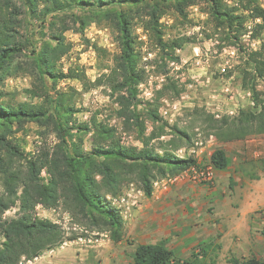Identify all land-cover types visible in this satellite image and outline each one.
I'll use <instances>...</instances> for the list:
<instances>
[{"label":"trees","instance_id":"obj_1","mask_svg":"<svg viewBox=\"0 0 264 264\" xmlns=\"http://www.w3.org/2000/svg\"><path fill=\"white\" fill-rule=\"evenodd\" d=\"M18 1L21 4H17ZM191 7L201 9L213 34L221 35L227 45L239 47L240 39L247 32V21L253 23L250 38L264 32V8L260 0H0V75L8 73L16 58L25 56V46L19 37L23 12L43 24L47 17L57 19V16L69 15L81 30L91 22H105L118 49L108 72L93 83L86 81L84 73L76 67L69 68L65 74L56 71L55 63L68 52L62 32L49 34L54 45L44 41L39 49L31 47L27 52L32 57L31 74L40 84V91L32 94L43 101L40 105L0 103V186L4 188V193L0 192V264H18L22 258L32 260L62 242L57 225L34 216L36 205L53 209L61 206L75 220L98 232H106L110 241L118 243L124 234L123 219L106 196L116 195L125 183L136 182L150 197L155 180L178 174L196 164L192 158L180 159L175 155L176 150L183 147V139L189 141V137L174 126L167 132V123L158 114L159 97L167 92L179 95L175 82L165 84L156 92L155 102L147 103L143 109L154 125L148 134L143 111L136 109L137 85L145 80V72L138 67L140 53L136 49L135 26L147 35L158 52L157 59L175 60L173 53L181 48V41L165 40L160 20L172 14L181 24L189 23ZM245 54L241 87L250 91L253 109H241L237 117L231 119L215 120L206 116L211 133L223 143L264 136V101L259 99L261 95L264 97V44ZM46 79L51 81L50 87ZM66 79L80 82L85 92L104 87L115 95L120 105L117 116L126 130L136 132L140 148L122 145L115 130L95 116L90 122L74 124L77 110L73 106V95L56 89L57 83ZM258 83L263 91L257 90ZM25 123H34L55 134L58 142L52 153L41 152L30 160L25 157L20 146L10 138L12 127L15 125L18 132ZM87 134H90L91 145L84 153L82 144ZM166 135L171 137L160 143V147L152 144ZM20 161L26 169L17 168L16 163ZM210 163L217 171L231 165L220 148L212 151ZM42 170L46 173L45 179L40 176ZM232 187L230 177L229 188ZM13 206H18L17 217L2 220L4 212ZM208 249L199 245L198 253L181 261L161 244H137L129 264H215L207 258ZM230 263L264 264V259L231 258Z\"/></svg>","mask_w":264,"mask_h":264},{"label":"rangeland","instance_id":"obj_2","mask_svg":"<svg viewBox=\"0 0 264 264\" xmlns=\"http://www.w3.org/2000/svg\"><path fill=\"white\" fill-rule=\"evenodd\" d=\"M17 4L21 2L18 1ZM260 4L264 8V0H260ZM75 14L79 12L75 11ZM57 17L59 18L47 17L43 24L39 19L29 17L23 12L20 17L22 24L19 28V37L26 53L25 56L15 59L8 73L0 75L2 93L0 103L42 104V98L32 94L40 91L38 89L40 84L31 74L33 63L28 53L31 47L39 49L40 45L42 46L41 42L44 41L54 45L55 41L49 34L56 35L62 32L64 44L68 48V52L55 63L56 71L65 74L69 68L76 67L84 73L86 81L93 83L112 66L113 56L118 53V49L113 34L105 22H91L81 30L69 15ZM188 20L189 23L181 24L172 14L165 15L160 20L164 39L181 41V48L173 53L175 60H168L167 57L157 59L158 52L153 44L145 32L139 26H135L136 49L140 53L138 67L145 72V80L137 85L136 109L143 111L147 103L155 102L157 91L168 82H175L180 89L179 95L167 92L157 100L159 117L167 123L166 131L169 132L174 126L186 133L189 137V141L183 139V147L186 149L193 146L197 140L202 141L206 148L203 154L197 157L203 159L202 161H208L213 150L223 149L231 161L229 168L224 171L216 170L215 180L211 185L181 182L170 186L165 192L154 189L150 197L144 194L136 182L123 184L116 195L106 196L107 201L119 210L123 219L124 234L118 243L110 241L106 232H98L75 220L61 206L53 209L38 204L34 209V216L57 225L62 233V242L43 251L32 260L22 258L18 264H129L135 244L138 243L137 229L145 211L149 210L151 205L155 203L192 205L195 214H201L203 209L202 212H206V215H213L215 190H219L225 199L230 191L228 185L230 177L233 178L234 187L242 188H248L259 177H264V136L256 135L243 141L223 143L215 139L206 118L210 115L215 120L223 117L231 119L237 116H229L226 114L227 111L236 107L239 110L253 109L250 91L241 87V70L246 60L245 53L256 51L264 44V32L256 38H250L248 35L249 31H252L253 23L247 21L245 24L247 32L240 39L239 47L230 46L221 40V35L213 34L210 25L206 24V16L199 7L189 8ZM65 28L67 29L63 31ZM46 85L50 87L51 81L46 79ZM139 85L143 87L140 88ZM56 89L73 95V106L77 110L73 116L74 124L90 122V118L95 116L115 130L122 145L140 148L136 132L126 130L121 118L117 116L119 102L107 88L97 87L85 92L80 82L66 79L60 80ZM257 90L263 91L259 83ZM144 92L151 94L149 100H145ZM182 96L188 98L182 102ZM259 99L264 101L262 95ZM164 101L179 102L180 110L173 117L163 118L160 110ZM142 119L145 120L148 134L154 125L145 116L144 111ZM22 127V130L15 132L14 125L10 138L20 146L28 160L37 157L41 152L52 153L58 142L55 134L42 130L34 123H25ZM170 137L163 136L152 141V144L160 147V143H165ZM175 139H178V136H175ZM90 145V134H87L83 139L82 151L87 153ZM168 148L172 149L171 146ZM16 164L17 168L26 169L24 162ZM40 176L46 178L44 170ZM177 191H180L179 196L176 194L175 197L168 198V195ZM0 192L4 193L2 186ZM18 211V206L11 207L4 212L2 220L17 217ZM259 214L264 217V208ZM213 250L215 253L219 251H215L214 248ZM209 252L210 247L207 258L211 255ZM231 257L230 252L220 253L216 262L231 264L229 262Z\"/></svg>","mask_w":264,"mask_h":264},{"label":"crops","instance_id":"obj_3","mask_svg":"<svg viewBox=\"0 0 264 264\" xmlns=\"http://www.w3.org/2000/svg\"><path fill=\"white\" fill-rule=\"evenodd\" d=\"M232 188H229L225 199L219 190H215L213 215H206L203 209L201 214H195L192 205H151L139 224L138 243L135 245L161 244L172 250L181 261L188 259L192 253H198L199 245L206 250L210 247V258L215 264L218 255L224 252H230L231 258L239 261L251 258L262 261L264 217L259 212L264 208V177H259L248 188ZM179 192L168 195V198L176 194L179 196ZM213 248L219 251L215 253Z\"/></svg>","mask_w":264,"mask_h":264},{"label":"built area","instance_id":"obj_4","mask_svg":"<svg viewBox=\"0 0 264 264\" xmlns=\"http://www.w3.org/2000/svg\"><path fill=\"white\" fill-rule=\"evenodd\" d=\"M140 88L143 87V85H139ZM145 100H149L151 98L150 93H143ZM188 97L182 96L181 101H185ZM180 110L179 108V102H168L164 101L162 105V109L160 110V114L163 118L167 117H173V115ZM239 109L236 107L234 110L227 111V115L229 116H237ZM216 117H218L216 115ZM171 121V120H170ZM206 148L205 145H203V142L200 140H197L193 143V146L190 148H180L175 152V155L180 159H188L192 158L196 160V164L188 167L187 169L179 172L175 175H167L166 177H163L161 179L155 180L153 183V191L154 189H159L162 192L167 191V189L175 185L177 183L181 182H191L194 184H207L211 185L215 180V168L210 163V155L208 161H202L203 159H197V157L201 156L203 154V150ZM154 192H152L153 194Z\"/></svg>","mask_w":264,"mask_h":264}]
</instances>
